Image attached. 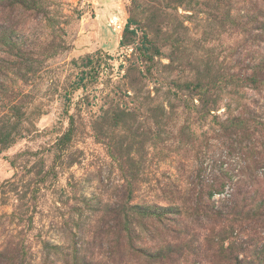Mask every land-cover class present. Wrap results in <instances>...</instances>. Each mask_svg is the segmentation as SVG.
I'll use <instances>...</instances> for the list:
<instances>
[{
  "label": "rangeland",
  "instance_id": "rangeland-1",
  "mask_svg": "<svg viewBox=\"0 0 264 264\" xmlns=\"http://www.w3.org/2000/svg\"><path fill=\"white\" fill-rule=\"evenodd\" d=\"M0 264H264V0H0Z\"/></svg>",
  "mask_w": 264,
  "mask_h": 264
},
{
  "label": "trees",
  "instance_id": "trees-1",
  "mask_svg": "<svg viewBox=\"0 0 264 264\" xmlns=\"http://www.w3.org/2000/svg\"><path fill=\"white\" fill-rule=\"evenodd\" d=\"M157 259H160V257H157Z\"/></svg>",
  "mask_w": 264,
  "mask_h": 264
},
{
  "label": "built area",
  "instance_id": "built-area-1",
  "mask_svg": "<svg viewBox=\"0 0 264 264\" xmlns=\"http://www.w3.org/2000/svg\"><path fill=\"white\" fill-rule=\"evenodd\" d=\"M226 190H227V188H226Z\"/></svg>",
  "mask_w": 264,
  "mask_h": 264
}]
</instances>
